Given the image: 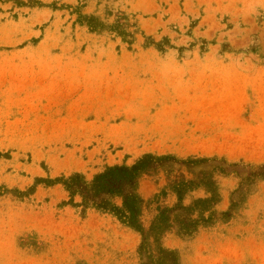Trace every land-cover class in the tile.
Returning a JSON list of instances; mask_svg holds the SVG:
<instances>
[{
  "label": "rangeland",
  "instance_id": "1",
  "mask_svg": "<svg viewBox=\"0 0 264 264\" xmlns=\"http://www.w3.org/2000/svg\"><path fill=\"white\" fill-rule=\"evenodd\" d=\"M146 153L141 253L53 181ZM163 208L178 264H264V0H0V264H143Z\"/></svg>",
  "mask_w": 264,
  "mask_h": 264
},
{
  "label": "trees",
  "instance_id": "2",
  "mask_svg": "<svg viewBox=\"0 0 264 264\" xmlns=\"http://www.w3.org/2000/svg\"><path fill=\"white\" fill-rule=\"evenodd\" d=\"M163 158V156L146 153L140 157L134 164H115L108 166L104 171L97 173L92 180L88 181L81 173H74L69 177L57 178L53 181L62 183L70 193L72 199L75 196H80L85 205L93 204L98 208L112 211L120 220L134 229L138 230L143 240L140 245V252L146 250L148 245V233L142 226L140 221L142 212V199L135 191L127 192L126 188H135L139 176L146 171L155 159ZM52 182V181H49ZM178 205L182 204L184 189L178 187ZM214 192L213 188L209 189ZM102 195H112L122 197L121 205H111L108 201H97ZM212 198L199 199L198 204H208ZM194 209V205L191 207ZM169 208L160 210V214L156 222L151 227V235L158 242V255L151 256L148 261L143 264H178V254L176 251L163 246L161 235L169 228Z\"/></svg>",
  "mask_w": 264,
  "mask_h": 264
},
{
  "label": "crops",
  "instance_id": "3",
  "mask_svg": "<svg viewBox=\"0 0 264 264\" xmlns=\"http://www.w3.org/2000/svg\"><path fill=\"white\" fill-rule=\"evenodd\" d=\"M255 107V105H254ZM197 145V149L194 150V157H200V158H208L210 155V152L207 151L208 150V147L209 145H207L208 143L205 142V139H198L196 141H194V145ZM198 146H206L205 147V150L204 149H199ZM202 150V151H201ZM213 154V156H220V155H224V152L223 151H214V152H211ZM152 154H156V153H152Z\"/></svg>",
  "mask_w": 264,
  "mask_h": 264
}]
</instances>
